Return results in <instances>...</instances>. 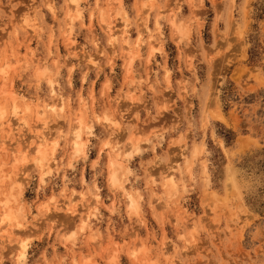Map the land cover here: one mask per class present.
Segmentation results:
<instances>
[{
  "label": "clouds",
  "instance_id": "clouds-1",
  "mask_svg": "<svg viewBox=\"0 0 264 264\" xmlns=\"http://www.w3.org/2000/svg\"><path fill=\"white\" fill-rule=\"evenodd\" d=\"M0 264H264V0H0Z\"/></svg>",
  "mask_w": 264,
  "mask_h": 264
}]
</instances>
